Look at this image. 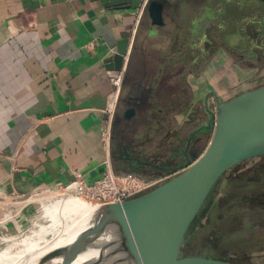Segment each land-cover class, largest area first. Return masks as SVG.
Listing matches in <instances>:
<instances>
[{
    "label": "crops",
    "instance_id": "obj_1",
    "mask_svg": "<svg viewBox=\"0 0 264 264\" xmlns=\"http://www.w3.org/2000/svg\"><path fill=\"white\" fill-rule=\"evenodd\" d=\"M223 1L225 7L221 0H202L203 5L191 0L173 2L175 19L182 23L174 36L178 34L182 38L185 32L187 39H182L187 46L192 42L196 52L204 47L200 43L204 36L215 40L217 57L208 73L223 81L225 75L233 72V82L229 80L224 85L231 91L237 90L241 77L232 64L234 61L224 56L231 47L235 55L246 51L245 40L238 37L237 27L242 20L253 16L254 10L249 0H238L237 4L235 0ZM222 15L227 16V23H233L234 36L230 29L223 34L227 46L221 45L215 35L214 20ZM142 19L143 15L136 23L135 9L107 7L101 0H0V189L3 192L29 193L44 184H67L76 172H81L89 184L103 175L106 152L101 132L107 119L102 104L105 100L108 103L114 92L110 76L115 71L107 59L123 38H129L128 51L132 50ZM140 52L139 46L135 55ZM129 54L122 67L124 77ZM169 55L154 62L153 80L143 99L147 104L145 121L139 125L128 157L123 159L126 155L120 154L112 139L111 157L117 174L153 177L168 172L166 168L181 166L186 162L184 151L189 139L202 133L199 128L205 119L199 112L206 93L214 87L210 78L200 75L198 70L186 77L187 67L178 79L185 97L177 104L174 96L181 91H174L173 82L165 75V67L171 63ZM215 91L219 95L224 93L222 88ZM204 141L197 148L191 143L192 160L209 140L203 145ZM138 159L156 166L138 163Z\"/></svg>",
    "mask_w": 264,
    "mask_h": 264
},
{
    "label": "water",
    "instance_id": "obj_2",
    "mask_svg": "<svg viewBox=\"0 0 264 264\" xmlns=\"http://www.w3.org/2000/svg\"><path fill=\"white\" fill-rule=\"evenodd\" d=\"M101 1L107 7L136 9L141 0ZM249 1L254 10L247 18L253 23L252 31L264 34V0ZM177 22L172 2L148 0L132 50L128 51L129 38H123L107 59L117 71L130 53L112 122V139L120 154L126 155L123 159L145 121L147 104L143 99L153 80L154 62L176 43ZM139 46L142 52L135 55ZM106 105L107 100L102 107ZM210 113L208 123L199 130L212 129V135L195 160L190 157L188 142L186 162L165 169L172 173L170 178L145 193L107 204L71 243L51 250L41 263L59 258L60 264H243L230 255L183 254L182 249L207 212L208 206L203 205L225 173L264 156V84L218 101ZM138 163L156 166L140 159ZM84 254L89 256L82 257Z\"/></svg>",
    "mask_w": 264,
    "mask_h": 264
},
{
    "label": "built area",
    "instance_id": "obj_3",
    "mask_svg": "<svg viewBox=\"0 0 264 264\" xmlns=\"http://www.w3.org/2000/svg\"><path fill=\"white\" fill-rule=\"evenodd\" d=\"M147 2L148 0H141L138 7L135 9L136 23L139 22L144 14ZM123 79L124 68L117 71L115 70L110 76V80L114 86V92L104 109V112L107 114V120L101 132L102 144L106 152V158L103 162L105 166L103 175L89 184L85 181L81 172H76L75 178L67 184H59L57 186L44 184L38 186L29 193L6 194L0 189V210L3 212V216L0 218V225L3 228L0 229V240L5 236L11 238L12 235L14 236L13 238L20 239L24 234L30 232L32 229L31 227H27L24 230H20L19 227L20 220L23 216H25L24 219L33 217L32 214H29L31 208L30 204L33 203L31 200L33 199L46 202L49 198H52V196L61 199L78 198L102 209L107 204L122 202L128 198L145 193L172 176V174H167L156 177H142L134 173L117 174L114 171L111 157L112 122ZM58 189L62 191H58ZM44 193L46 195H53L43 197L41 194ZM8 201L10 203H8ZM18 211H20V213L17 217L5 220L6 214ZM35 226L36 224L34 227ZM27 229L29 231H25ZM4 245H0V249L3 248Z\"/></svg>",
    "mask_w": 264,
    "mask_h": 264
},
{
    "label": "trees",
    "instance_id": "obj_4",
    "mask_svg": "<svg viewBox=\"0 0 264 264\" xmlns=\"http://www.w3.org/2000/svg\"><path fill=\"white\" fill-rule=\"evenodd\" d=\"M258 159L264 162V156ZM251 160L226 172L225 176L228 174L230 177L221 192L218 187L214 189L213 194L217 198L213 197V207L199 226L208 221L211 230L198 241L199 246H193L190 251L200 253L209 247L218 254L231 255L251 245L257 248L256 251L264 250V243L256 241L253 234L239 235L233 232L239 228L254 230L259 226L264 227V163L247 165ZM233 259L243 264H255L250 256Z\"/></svg>",
    "mask_w": 264,
    "mask_h": 264
},
{
    "label": "bare ground",
    "instance_id": "obj_5",
    "mask_svg": "<svg viewBox=\"0 0 264 264\" xmlns=\"http://www.w3.org/2000/svg\"><path fill=\"white\" fill-rule=\"evenodd\" d=\"M29 214L33 217L20 220V230L32 229L20 239L3 237L0 245V264H27L37 257L45 256L51 250L71 243L75 237L88 227L97 217L101 208H97L78 198L61 199L52 196L46 202L31 200ZM8 203H10L8 201ZM20 213L9 212L5 220L13 219ZM36 226L34 227V225ZM0 229H3L0 225ZM25 231H29L28 229ZM36 233V234H35ZM35 234V235H34ZM32 237V239H30ZM9 240H7V239ZM23 239H30L22 241ZM11 242V243H10ZM39 242V243H38ZM28 247L34 251H28ZM84 256H89L84 254ZM81 259V256L78 260ZM61 263L59 258L45 264Z\"/></svg>",
    "mask_w": 264,
    "mask_h": 264
},
{
    "label": "rangeland",
    "instance_id": "obj_6",
    "mask_svg": "<svg viewBox=\"0 0 264 264\" xmlns=\"http://www.w3.org/2000/svg\"><path fill=\"white\" fill-rule=\"evenodd\" d=\"M167 1L168 2H172V3L173 2L182 3V0H167ZM191 1L195 2L194 4H196V2H198L199 5L200 4L203 5L202 4V0H191ZM203 1H206V0H203ZM207 1L210 2V0H207ZM221 3H222V7H225V2L223 0H221ZM204 6H205V3H204ZM224 11H227V9H224ZM226 17H227L226 15L225 16L222 15L220 18L215 19L214 23H215V25L217 27L215 35L219 37L218 41L220 42L221 45H226L227 46L228 45V44H226L227 40L225 38H223L224 37V35H223L224 32L227 34V33H229V29H230V31H232L231 32L232 36H234V34H233V29H232L233 23H231V24L229 22L227 23ZM209 26H211V25H209ZM181 27H182V23L178 21L177 22L178 31L181 29ZM237 28L239 29L238 37H240V39L242 38L243 40H245V42H243V43H246V45L244 44V46H245L244 50H246V51L242 53V55H241L242 57H240V54L236 53V58H232V57L230 58L231 61H234L232 64L233 65L235 64L234 67L237 70V74L241 77L240 80L238 79V82H237V84H239L238 87H237V90L235 92H231L230 95H232V94H234L236 92L242 91L244 89H247V88H253V87H255L254 85H256V84L260 85V84L264 83V67H263L264 66V62L259 63V64H254L253 68L261 67L262 65H263L262 66L263 68L256 69V70L253 69V71H252L253 73L251 71H249V70L245 71V69H247L246 68L247 65H245V61H244V57L246 56V53H248V57H251L249 55H252L253 52L254 53L257 52L256 51L257 49L255 48V45H254L255 43H253V40H254V37H253L254 34H253V31H252L253 30V23L251 21H249L248 19H244L240 23V27L238 26ZM182 35H183V37L185 39H187V34L185 32H183ZM189 36H190V33L188 34V37ZM207 41H208L207 37L204 36L200 40V43L202 44V46H205ZM238 41H240V40L238 39ZM177 45H178V39H176V43H175L174 47L172 45L170 46L171 51H174V49H175V47H177ZM188 48L189 49L191 48V49L190 50L188 49V51L187 50L185 51V53L187 52L185 56H186V59L192 60L194 58V51H193L192 42H190L188 44ZM231 49L234 50L232 47H231ZM244 50L242 49V51H244ZM165 52L166 53L163 54V55H158V58L159 57L161 58V56L163 58V56H168L169 55V52L168 53H167V51H165ZM224 57H227L229 59L228 55H226ZM248 57H245V58L248 59ZM167 68L168 67L166 65L165 70ZM207 68H211V64H209V66H207ZM204 75H206V73H204ZM251 75H252V80H251ZM230 79H232L230 82H233V77L232 76H231ZM243 81H245L246 83H244ZM173 90L177 91V92L181 91L182 94H185V89L183 87H181L178 82L175 83V85L173 87ZM180 99H182V98H180ZM212 105H214V103L211 102V106ZM207 119H208V116H206L205 124L207 122ZM202 133H205V135H206V140L203 143V145H204L211 138L212 129H206V130L202 131ZM258 158H260V157H256L255 159H252L247 165L256 164V163L263 165L264 162L262 160H259ZM224 176H223V179L219 182L218 188H219L220 192H221V190H223L227 186L228 179L230 177L228 174L225 177ZM58 191H62V190L58 189ZM41 195H43V197H47V196H50V195H53V194L46 195L44 193V194H41ZM41 195H39V196H41ZM2 216H3V212L0 210V218ZM204 224L201 227H199V229H197L192 234V236L190 237V239L188 240V242L185 244L184 248L182 249V253L183 254H187L188 252L189 253H197V252L190 251V249L193 246L197 247L198 241L202 240L208 234V232L211 230V226H210L208 221H204ZM233 232H238L239 235H241V234H246V235L253 234L254 238L256 239V241L264 243V227H262V226L256 227V229H254V230H252V229L251 230H248V229L245 230L244 228H241V229L239 228V230H236V231H233ZM30 239H32V237ZM30 239H23L22 241H28ZM7 240H9V239H7ZM256 250H257V248L254 247V245L245 246L244 249H238L235 252H233L230 256H232L233 258H237V259L244 258L245 256H250L251 260L255 264H264V250L263 251H256ZM28 251H34V250H32L31 248L28 247ZM200 253H216V252H214V250L212 248L206 247ZM43 257L44 256L37 257L36 261L35 260H31L33 262H28L27 264H43V263H41V260H42ZM48 264H50V263H48ZM58 264H60V263H58Z\"/></svg>",
    "mask_w": 264,
    "mask_h": 264
},
{
    "label": "flooded vegetation",
    "instance_id": "obj_7",
    "mask_svg": "<svg viewBox=\"0 0 264 264\" xmlns=\"http://www.w3.org/2000/svg\"><path fill=\"white\" fill-rule=\"evenodd\" d=\"M253 34H254V36H253L254 37L253 43H255L254 45H255V48L257 49L256 50L257 52H255V53L253 52L252 55H249L251 57H248V53H246V56L245 57H248V59H244V61H245V65H247L246 66L247 70H250V69H261V68L264 67L262 65L263 67L261 66V67L253 68L254 64H259V63L264 62V34L262 32H260V31H258V30L257 31L256 30L253 31ZM182 38H180L176 34V39H178V45H177V48L178 49L176 48L174 51H170L171 53L169 55V60H170L171 63L168 65V68H167V71L165 72V75H166V78L168 80H170V81L173 82V86H174L175 83L178 82V79H179L180 74L187 67H188V73L186 74V77H188L190 75H194L193 72L195 70H198L197 73H199L200 75H203L204 73H206L205 77L206 78H208V77L210 78L211 83H212V86L214 88H212L211 90H209L206 93V98H205L204 106H203L202 110L199 112V115H201L204 119H206V116H208V119H207V122H206V124H207L208 121H209V119H210V117H211L210 111L215 109L217 102L218 101H223V99H225L226 96H229L233 90L234 91L236 90V88L232 89L231 91L227 87L224 88V85H227V83L229 82V80L230 81L232 80V79H230L231 76L234 77L235 74H233V72L228 73L225 76H227V78H229V79L224 78V79H222L223 81H221L219 79L216 80L214 76H212V75H210L208 73L207 66H209V64H212L213 59H215L217 57L216 52L214 50L215 49V40H211V39H209L207 37V40H208L207 43L205 44V46L203 48L199 49L198 52H196L195 49L193 48L194 58L192 60H189V59H186V56H185L186 53H187V52L185 53V51L186 50L188 51L189 48H188L187 44L184 42L185 40H183ZM181 45L183 46V48H179V46H181ZM226 53H227L226 55H228L230 58L231 57L232 58H236L235 52L231 48L227 49V52ZM241 55L242 54H240V57H242ZM225 81H227V82H225ZM224 82H225V84H224ZM262 84H264V83H262ZM254 86L256 87L258 85L256 84ZM221 88L224 91V93L222 95L221 94L219 95V93L216 92L215 89L216 90H221ZM248 89H251V88H247L245 90H248ZM184 97H185V94H182V92H180V93L178 92L177 95L174 96V101L178 104L181 100H183ZM180 98H182V99H180ZM211 102L214 103V105L211 106ZM206 124H204V125H206ZM204 125H202V126H204ZM202 126H200V127H202ZM206 129L207 128L203 127V128L200 129V132H202V131H204ZM193 137L191 139H189L190 146H191V143L192 142L195 143V144L197 143L198 145H200L201 142L204 141L203 138H206V135H205V133H201L200 136L197 137L195 135ZM186 146H187V144H186ZM186 146H185V148H186ZM190 146H189V148H190ZM167 174H172V173L165 172V173H162V174H159V175H156V176L167 175ZM156 176H153V177H156ZM219 182L216 184L215 188H217L219 186ZM214 189L212 191V194L214 192ZM212 194H211V196L207 199V201L203 205V207L208 206V210L205 213L204 217L202 218L201 222L209 214L210 210L213 207L214 200L217 198V197L215 198L214 197V194L213 195ZM210 199H211V202H209ZM200 212L201 211H199V214H200ZM199 226H200V224L198 225V227L196 228V230L199 228Z\"/></svg>",
    "mask_w": 264,
    "mask_h": 264
}]
</instances>
